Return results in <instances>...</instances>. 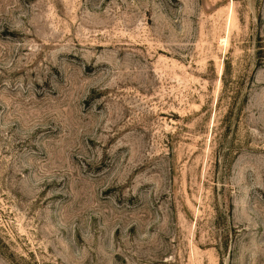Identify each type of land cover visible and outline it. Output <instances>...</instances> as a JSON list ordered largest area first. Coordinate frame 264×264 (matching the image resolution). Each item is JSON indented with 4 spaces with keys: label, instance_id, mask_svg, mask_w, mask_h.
I'll return each instance as SVG.
<instances>
[{
    "label": "rangeland",
    "instance_id": "rangeland-1",
    "mask_svg": "<svg viewBox=\"0 0 264 264\" xmlns=\"http://www.w3.org/2000/svg\"><path fill=\"white\" fill-rule=\"evenodd\" d=\"M0 264H264V0H0Z\"/></svg>",
    "mask_w": 264,
    "mask_h": 264
}]
</instances>
